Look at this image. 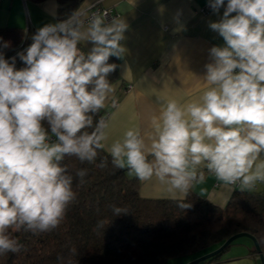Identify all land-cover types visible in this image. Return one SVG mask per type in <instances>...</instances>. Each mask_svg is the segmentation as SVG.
Here are the masks:
<instances>
[{"label": "clouds", "instance_id": "clouds-1", "mask_svg": "<svg viewBox=\"0 0 264 264\" xmlns=\"http://www.w3.org/2000/svg\"><path fill=\"white\" fill-rule=\"evenodd\" d=\"M209 6L216 13L225 7L209 24L225 43L209 49L200 78L207 87L188 102L158 96L151 132L128 128L110 144V122L101 116L94 124V117L115 92L108 77L117 65L109 58L126 51L125 19L106 22L79 8L37 30L18 53L25 68L0 53V255L23 248L10 229L44 233L63 221L76 198L66 156L92 163L106 150L115 168L158 182L183 210L192 206L185 200L194 182L204 180L200 168L229 189L264 182V0ZM81 42H91V51Z\"/></svg>", "mask_w": 264, "mask_h": 264}, {"label": "trees", "instance_id": "trees-1", "mask_svg": "<svg viewBox=\"0 0 264 264\" xmlns=\"http://www.w3.org/2000/svg\"><path fill=\"white\" fill-rule=\"evenodd\" d=\"M57 1L63 20L84 0ZM36 32L0 27V53L4 58L10 56L20 44L24 47L32 42ZM109 63L117 65L108 77L114 83L118 80L117 57H110ZM25 67L15 56L16 70ZM101 116L106 119L104 109L94 117V124ZM102 162L105 166L99 167ZM63 164L73 176L76 194L63 221L44 233L10 229L23 248L0 255V264H166L188 254L209 252L238 232L254 236L264 254V190L236 187L223 207L190 191L185 203L192 206L183 210L172 199L140 196L138 179L115 168L106 150H98L92 163L66 156ZM81 169L87 173L82 179L76 176ZM114 207L128 213L114 215ZM220 253L198 264L214 261Z\"/></svg>", "mask_w": 264, "mask_h": 264}, {"label": "crops", "instance_id": "crops-1", "mask_svg": "<svg viewBox=\"0 0 264 264\" xmlns=\"http://www.w3.org/2000/svg\"><path fill=\"white\" fill-rule=\"evenodd\" d=\"M92 1L81 2L77 7L81 14ZM98 5L113 13L106 22L121 18L129 26L121 41L126 51L117 58L118 80L112 83L115 92L103 108L111 125L110 144L128 128L150 133L152 118L158 114V96L188 102L207 87L200 78L206 73L205 65L211 62L209 49L225 43L209 24L221 19L225 7L218 13L212 8L201 12L204 0H100ZM58 8L57 0H0V27L37 31L61 21ZM80 46L88 53L93 44L81 42ZM128 85L131 88L125 90ZM125 170L129 177L134 176ZM197 171L204 180L194 182L190 191L223 207L235 188H225L205 168ZM138 182L140 196L171 199L158 182ZM251 190H264V182H257ZM245 239L234 240L216 260L204 264H260L252 241Z\"/></svg>", "mask_w": 264, "mask_h": 264}, {"label": "built area", "instance_id": "built-area-1", "mask_svg": "<svg viewBox=\"0 0 264 264\" xmlns=\"http://www.w3.org/2000/svg\"><path fill=\"white\" fill-rule=\"evenodd\" d=\"M225 4H227V0H225ZM209 9H211V7L209 6V0H204V5L200 8V11L201 12H205V11H207ZM85 13L87 14L88 17H91L93 14H99V15L103 16V18L105 19V21H108V20H110L113 17V13H112V11H111L110 8L104 7V6H101V5H98V3L95 2V1H92V3L86 9V12ZM68 18L63 19L61 21L67 20ZM31 43L32 42H30L28 45H26L24 47H22L21 44H20L13 51V53L10 56L6 57L5 59L6 60H10L11 58L17 56L18 53L24 52L27 49V47L30 46ZM130 88H131V85H128L125 88V90H129ZM232 187L236 188V187H238V185H233Z\"/></svg>", "mask_w": 264, "mask_h": 264}, {"label": "water", "instance_id": "water-1", "mask_svg": "<svg viewBox=\"0 0 264 264\" xmlns=\"http://www.w3.org/2000/svg\"><path fill=\"white\" fill-rule=\"evenodd\" d=\"M239 237H247V238H249L252 241L253 248L258 254V257H259V260H260V264H264V254H262L255 237L250 235V234H248V233H246V232H238V233L230 235L217 248H215V249H213V250H211L209 252H206V253H204V254H202V255H200V256H198V257H196V258H194V259H192L190 261H187L184 264H198L201 261L207 260L208 258H210V257L220 253L221 251H223L226 246L230 245V243L232 241L236 240Z\"/></svg>", "mask_w": 264, "mask_h": 264}, {"label": "rangeland", "instance_id": "rangeland-1", "mask_svg": "<svg viewBox=\"0 0 264 264\" xmlns=\"http://www.w3.org/2000/svg\"><path fill=\"white\" fill-rule=\"evenodd\" d=\"M237 240H246V239H245V237H239V238H237ZM202 254H204V253L198 252V253L188 254V255H185L181 258H177V259L175 258V259L169 260L166 264H179L183 261L187 262V261H190V260H192V259H194V258H196Z\"/></svg>", "mask_w": 264, "mask_h": 264}]
</instances>
